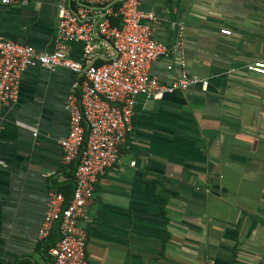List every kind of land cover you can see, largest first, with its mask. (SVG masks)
I'll list each match as a JSON object with an SVG mask.
<instances>
[{"label": "crops", "instance_id": "obj_1", "mask_svg": "<svg viewBox=\"0 0 264 264\" xmlns=\"http://www.w3.org/2000/svg\"><path fill=\"white\" fill-rule=\"evenodd\" d=\"M60 0L26 7L0 0V37L53 52ZM154 38L173 47L184 26L185 70L208 80L162 100L136 99L120 160L97 184L89 221L91 264H264V0H141ZM225 31L229 33L226 34ZM98 64L112 54L97 40ZM74 43L70 57L80 59ZM178 55L150 74L171 84ZM172 66V70L168 67ZM77 76L33 68L0 114V264H54L39 238L50 192H70L60 140Z\"/></svg>", "mask_w": 264, "mask_h": 264}, {"label": "built area", "instance_id": "obj_2", "mask_svg": "<svg viewBox=\"0 0 264 264\" xmlns=\"http://www.w3.org/2000/svg\"><path fill=\"white\" fill-rule=\"evenodd\" d=\"M32 0H1L5 6L26 7ZM53 52L0 37V114L18 101L22 76L33 68L65 69L77 76L67 97L69 131L60 140L63 163L76 165L74 190L67 202L53 190L39 230L47 240L58 227L60 238L51 249L54 264H91L87 258L89 221L97 184L120 160L121 147L132 132L136 99L162 100L208 80L189 74L184 61V26L171 48L154 38L156 15L141 8V0H60ZM228 34V31H225ZM111 44L112 54L98 64L97 40ZM74 43L84 45L80 59L70 57ZM178 55L180 75L169 85L150 74L151 65ZM172 66L168 69L172 70ZM248 69L264 75V59ZM206 264H215L209 260Z\"/></svg>", "mask_w": 264, "mask_h": 264}, {"label": "trees", "instance_id": "obj_3", "mask_svg": "<svg viewBox=\"0 0 264 264\" xmlns=\"http://www.w3.org/2000/svg\"><path fill=\"white\" fill-rule=\"evenodd\" d=\"M71 172H73V175H72V178H74V171L76 169V165H71ZM70 192L66 193L62 188H59L57 189V191L59 192H62L67 200V202L71 199L72 197V194H73V190H74V187H73V183H70ZM60 238V234H59V230H58V227H55L53 229V232L51 234V236L49 237V239L45 240L46 242H48L50 248L51 247H54L56 242L59 240Z\"/></svg>", "mask_w": 264, "mask_h": 264}]
</instances>
